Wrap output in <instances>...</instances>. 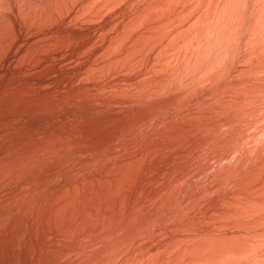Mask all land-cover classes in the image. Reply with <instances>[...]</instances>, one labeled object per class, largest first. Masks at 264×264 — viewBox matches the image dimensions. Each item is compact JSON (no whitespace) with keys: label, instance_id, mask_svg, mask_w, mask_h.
Here are the masks:
<instances>
[{"label":"bare ground","instance_id":"6f19581e","mask_svg":"<svg viewBox=\"0 0 264 264\" xmlns=\"http://www.w3.org/2000/svg\"><path fill=\"white\" fill-rule=\"evenodd\" d=\"M0 264H264V0H0Z\"/></svg>","mask_w":264,"mask_h":264}]
</instances>
